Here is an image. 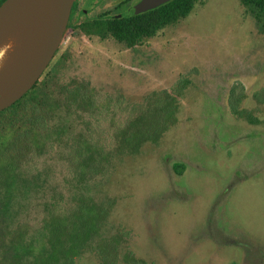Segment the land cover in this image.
Masks as SVG:
<instances>
[{"label":"rangeland","instance_id":"obj_1","mask_svg":"<svg viewBox=\"0 0 264 264\" xmlns=\"http://www.w3.org/2000/svg\"><path fill=\"white\" fill-rule=\"evenodd\" d=\"M256 12L196 0L131 47L67 29L36 86L0 114V264L9 231L35 237L39 258L48 224L91 206L95 229L74 264H264ZM166 102L174 123L123 142L135 117L148 130L145 111Z\"/></svg>","mask_w":264,"mask_h":264},{"label":"water","instance_id":"obj_2","mask_svg":"<svg viewBox=\"0 0 264 264\" xmlns=\"http://www.w3.org/2000/svg\"><path fill=\"white\" fill-rule=\"evenodd\" d=\"M73 0H4L0 4V111L40 78L67 30ZM143 0L138 11L150 7Z\"/></svg>","mask_w":264,"mask_h":264},{"label":"trees","instance_id":"obj_3","mask_svg":"<svg viewBox=\"0 0 264 264\" xmlns=\"http://www.w3.org/2000/svg\"><path fill=\"white\" fill-rule=\"evenodd\" d=\"M243 4L249 5L257 9L256 16L264 18V0H241ZM193 3L188 1H181L174 5L173 16L170 18L151 17L148 16L145 19H136L129 21L124 25H121V32L118 29L112 30L109 36H112L119 42H124L128 46H133L136 41L142 36H148L154 33L159 27L164 24L170 23L178 18L184 17L188 14L192 8ZM102 34V33H101ZM182 82V81H181ZM33 87L25 93L19 100L13 103L8 108L1 110L0 114L7 112L13 108L23 97L30 93ZM183 86V85H182ZM155 108H150L145 111L147 119H149L148 130H143L138 124L139 120H144L145 117L139 115L132 121V125L128 131V135L125 136L124 141L127 143L135 140L137 146L141 141L148 139L147 137L158 136L165 128L176 121L174 115L176 107L172 102H166ZM232 109L235 110L234 105ZM143 113V112H142ZM141 114V113H140ZM141 121V120H140ZM146 132V133H145ZM143 134H146L144 136ZM146 138V139H145ZM181 167L176 169L181 171ZM95 208L82 207L78 213H73V219L65 225L64 221L60 223V220L50 222L48 224L50 233L52 235V241L50 245L45 248V253L39 257L34 258L35 254L39 252L41 246L36 244L35 237L31 235L25 237L23 233L18 232L17 229L9 231V238L7 243V249H5L6 255L3 257V264H74V258L78 256L85 247L89 246V235L95 229V220L93 215L95 214ZM131 264L138 263L133 257ZM24 262V263H22Z\"/></svg>","mask_w":264,"mask_h":264},{"label":"flooded vegetation","instance_id":"obj_4","mask_svg":"<svg viewBox=\"0 0 264 264\" xmlns=\"http://www.w3.org/2000/svg\"><path fill=\"white\" fill-rule=\"evenodd\" d=\"M4 0H0V4ZM143 0H73L67 29L89 27L92 35L112 30L121 32V25L148 16L170 18L173 16L174 5L181 1L196 0H150V7L138 11Z\"/></svg>","mask_w":264,"mask_h":264}]
</instances>
